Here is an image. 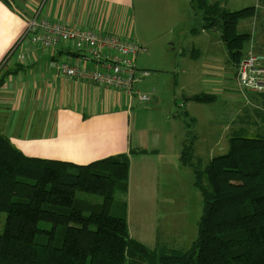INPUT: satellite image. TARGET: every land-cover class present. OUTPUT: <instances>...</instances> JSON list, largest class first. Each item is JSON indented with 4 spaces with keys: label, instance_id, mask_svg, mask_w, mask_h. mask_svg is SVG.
<instances>
[{
    "label": "trees",
    "instance_id": "obj_1",
    "mask_svg": "<svg viewBox=\"0 0 264 264\" xmlns=\"http://www.w3.org/2000/svg\"><path fill=\"white\" fill-rule=\"evenodd\" d=\"M194 1L202 29H219L236 76L254 39L251 33H237V26L258 18V11L248 7L230 12L209 0ZM0 2L7 5V0ZM262 5L264 9V1ZM214 97L207 93L191 98L208 103ZM248 98L264 105V96ZM261 118L264 122V114ZM242 134L228 138L225 154L213 157L203 169L193 168V186L203 208L197 237L186 251L162 244L149 250L130 238L124 204L118 216L111 214L116 192L127 194L132 151L75 165L26 157L0 134V225L5 216L0 264H264V133ZM192 149L184 145L180 155L182 166L191 169ZM80 193L100 197L102 203L92 205Z\"/></svg>",
    "mask_w": 264,
    "mask_h": 264
},
{
    "label": "rangeland",
    "instance_id": "obj_2",
    "mask_svg": "<svg viewBox=\"0 0 264 264\" xmlns=\"http://www.w3.org/2000/svg\"><path fill=\"white\" fill-rule=\"evenodd\" d=\"M50 1L40 3L37 12H45L44 5ZM209 1L230 12L255 7L259 17L240 21L237 33H251L255 38L254 49L257 52L264 51V0ZM132 2L127 14L130 20L127 28L134 31L138 46L144 49L136 57L137 77L141 71L148 72L134 87L150 98L148 102L134 99L130 107L132 136H135L138 129L146 130L150 135L149 143H157L155 154H160L157 148L164 150L165 154L164 157L147 158L154 167L149 169V183L141 191L144 197H150L149 201H145L147 205H144V200L135 197L133 193L128 221L129 236L149 250L162 244L168 250L186 251L197 237L198 221L202 215V197L191 182L194 179L193 168L203 169L208 163L205 160L206 151L210 149L205 133L209 129H215L225 135L220 149L213 151L210 158L225 154L228 138L233 133H245L242 135L247 137H260L264 133L261 118L264 105L250 99V104H247L241 97L234 82L235 68L228 61L227 52L220 40V31L218 28L202 29V15L196 9L197 3L194 0ZM81 28L84 29V26ZM154 48L157 50L154 51ZM159 49L161 54L168 52L171 60L165 59L162 62ZM244 52L243 57L248 55L247 47ZM151 57L153 59L149 61ZM219 84H226V87L217 88ZM153 89L157 93H154L155 99L151 95ZM207 93L215 96L208 103L196 102L190 98L191 95ZM167 137L168 148L172 151H181L184 145L193 147L196 155L201 151L199 166L192 149V170L186 169V172L178 169V160L169 157L170 152L165 143ZM204 139L207 140L206 144ZM135 153L147 151H132L134 158ZM163 160H166V169L161 167ZM77 196L92 205L102 203V199L97 196L82 193ZM124 202L120 193L116 192L111 211L113 216L121 213L120 207L125 205ZM147 209L151 219V222H147L151 223V234L142 231ZM4 218L3 214L0 232ZM40 225L42 228H50L49 224L43 222Z\"/></svg>",
    "mask_w": 264,
    "mask_h": 264
},
{
    "label": "crops",
    "instance_id": "obj_3",
    "mask_svg": "<svg viewBox=\"0 0 264 264\" xmlns=\"http://www.w3.org/2000/svg\"><path fill=\"white\" fill-rule=\"evenodd\" d=\"M74 1L46 2L45 12L40 17L51 23L68 24L78 29L84 26V29L97 32L116 33L138 42L134 31L127 28L130 23L127 14L133 4L132 0ZM40 3L43 0H7V5L0 2V67L3 66L0 78L5 74L0 88V134L8 138L26 157L75 165H87L111 156L128 154L130 151H147L135 153V158L133 155L129 156L128 191L122 197L128 226L133 193L135 197L144 200V205H147L145 201H149L150 196L144 197L141 191L149 183V169L154 167L147 158L164 157L165 151L157 148L160 154H155L157 143H149L150 135L146 130L138 129L135 136H132L130 107L134 99H138L136 93L142 94L141 92L134 88L133 96L129 97L113 89L64 77L57 69L61 63H74L81 58V66L88 69L96 68L98 64L81 56L68 44L49 50L32 44L24 37L27 20ZM253 41L255 44V38ZM256 50L255 54L264 60V51ZM160 51L159 49L162 62L165 59L171 60L168 52L161 54ZM152 59L153 57L148 60ZM222 86L226 87V84H219L217 88ZM154 93L157 94L153 89L151 95L155 99ZM205 134L210 149L206 151L205 160L209 162L213 158H210V154L220 149L225 135L215 129H209ZM204 142L206 144L207 140L204 139ZM165 143L170 152L169 157L178 160V169L186 172V169L192 170L181 166L179 162L183 148L181 151L169 149L168 137ZM199 153L201 151L196 155L193 148L198 165L201 160ZM161 167L166 169V160H163ZM193 181L194 179L192 185ZM152 196L156 198L155 194ZM147 211L148 209L145 210L142 231L151 234V223H147L151 219Z\"/></svg>",
    "mask_w": 264,
    "mask_h": 264
},
{
    "label": "built area",
    "instance_id": "obj_4",
    "mask_svg": "<svg viewBox=\"0 0 264 264\" xmlns=\"http://www.w3.org/2000/svg\"><path fill=\"white\" fill-rule=\"evenodd\" d=\"M40 15L41 13L39 14L36 9L27 20L24 37L32 44L49 50L61 44H68L81 56H86L98 64L96 68L88 69L81 66V58L74 63H61L57 69L64 77L113 89L132 97L135 83L139 82L141 77L148 75V72L141 71L137 77L135 60L144 49L134 40L126 39L116 33L51 23ZM247 50L248 55L243 57L237 66L235 84L241 97L250 104L248 94L264 96V60L255 54L253 39ZM136 94L140 102L150 100L145 94Z\"/></svg>",
    "mask_w": 264,
    "mask_h": 264
}]
</instances>
